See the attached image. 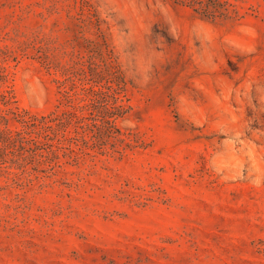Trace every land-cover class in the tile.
Here are the masks:
<instances>
[{
	"label": "rangeland",
	"instance_id": "374dc122",
	"mask_svg": "<svg viewBox=\"0 0 264 264\" xmlns=\"http://www.w3.org/2000/svg\"><path fill=\"white\" fill-rule=\"evenodd\" d=\"M0 264H264V0H0Z\"/></svg>",
	"mask_w": 264,
	"mask_h": 264
}]
</instances>
